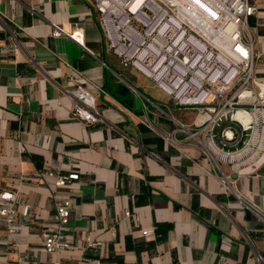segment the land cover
<instances>
[{"label":"crops","instance_id":"0c3cea01","mask_svg":"<svg viewBox=\"0 0 264 264\" xmlns=\"http://www.w3.org/2000/svg\"><path fill=\"white\" fill-rule=\"evenodd\" d=\"M252 1L264 83V0ZM54 25L68 35L54 37ZM78 31L82 43L69 37ZM133 72L142 75L110 49L92 0H0V189L31 207L16 235L0 224V264L264 263V156L233 155L243 143L223 148L219 131L206 154L180 125L195 113L161 89L169 103L153 100L144 91L155 83ZM75 83L95 96L101 122L73 116ZM70 173L79 179L57 188ZM64 198L71 247L48 254L39 237Z\"/></svg>","mask_w":264,"mask_h":264},{"label":"built area","instance_id":"2783aa9c","mask_svg":"<svg viewBox=\"0 0 264 264\" xmlns=\"http://www.w3.org/2000/svg\"><path fill=\"white\" fill-rule=\"evenodd\" d=\"M92 1L100 13L110 49L123 66L137 69L177 107L195 113L191 126L180 125L203 145L206 154L217 148L219 131L223 148L243 143L233 155L264 156L259 136L264 130V83L256 79L260 54L249 34V20L258 10L252 0ZM52 35L68 34L54 25ZM69 37L82 43L79 31ZM66 93L73 100L75 118L88 124L102 121L96 98L86 86L75 83ZM240 117H250L251 121L246 124ZM78 179L77 173L58 176L56 187ZM30 211V205L21 203L16 192L0 189V224L7 226L9 234L19 232L21 218L28 217ZM70 218L71 202L61 199L56 204L53 228L42 231L39 237L48 254L71 247ZM149 233L145 231L144 235ZM87 264L102 263L91 260ZM260 264H264L262 260Z\"/></svg>","mask_w":264,"mask_h":264},{"label":"rangeland","instance_id":"374dc122","mask_svg":"<svg viewBox=\"0 0 264 264\" xmlns=\"http://www.w3.org/2000/svg\"><path fill=\"white\" fill-rule=\"evenodd\" d=\"M128 68H129V69H133V70L139 72L137 69L130 68V67H128ZM133 74H134V76H135L136 78H138L139 80H149V79L143 77V75L136 74V73H134V72H133ZM150 82H152V81L150 80ZM152 84H154V83H152ZM144 93H145L146 95L150 96L153 100H155L154 96L156 95V96L158 97L157 99H158L160 102H161L160 99H162V100H165V101H167V102L169 103V99H168V98L166 97V95H165L162 91H160V89H158L157 87H155V88L151 87L150 91H149V90H146V91H144ZM156 96H155V97H156ZM162 103L164 104L165 102H162ZM177 111H178V108L176 107V108H175V111H173V114H178ZM177 116H178V115H177Z\"/></svg>","mask_w":264,"mask_h":264},{"label":"bare ground","instance_id":"6f19581e","mask_svg":"<svg viewBox=\"0 0 264 264\" xmlns=\"http://www.w3.org/2000/svg\"><path fill=\"white\" fill-rule=\"evenodd\" d=\"M137 7V5L133 8V10ZM137 66H138V63H137ZM240 119L244 122V123H249L251 121V118L250 117H244V118H241Z\"/></svg>","mask_w":264,"mask_h":264},{"label":"trees","instance_id":"16d2710c","mask_svg":"<svg viewBox=\"0 0 264 264\" xmlns=\"http://www.w3.org/2000/svg\"><path fill=\"white\" fill-rule=\"evenodd\" d=\"M129 92H130V90L128 88L123 87V90H122L123 94L129 93Z\"/></svg>","mask_w":264,"mask_h":264}]
</instances>
